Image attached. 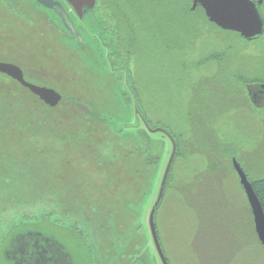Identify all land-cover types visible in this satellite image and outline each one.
<instances>
[{"label":"rangeland","instance_id":"rangeland-1","mask_svg":"<svg viewBox=\"0 0 264 264\" xmlns=\"http://www.w3.org/2000/svg\"><path fill=\"white\" fill-rule=\"evenodd\" d=\"M12 2L37 21L0 0V59L63 99L49 107L0 74V264H12L17 233L43 229L67 235V251L90 249L95 264H163L149 218L173 144L156 127L177 144L155 213L169 264H264L232 163L264 178V107L239 81L264 83V34L246 41L185 0H155L116 15L130 54L113 65L90 24L79 45L29 0Z\"/></svg>","mask_w":264,"mask_h":264},{"label":"water","instance_id":"water-1","mask_svg":"<svg viewBox=\"0 0 264 264\" xmlns=\"http://www.w3.org/2000/svg\"><path fill=\"white\" fill-rule=\"evenodd\" d=\"M41 4L45 5L47 8H55L60 14L67 13L66 9L63 7L60 1L55 0H37ZM78 12L80 16L83 15L87 10H91L95 6L96 0H67ZM262 0L258 4L252 0H193L192 9L195 10L198 6H202L205 10L207 17L217 23L220 27L226 30H234L239 32L245 39L254 40L261 37L264 34V17L260 10V5ZM67 17V19H66ZM66 14L64 16L65 25L68 30L77 38V43L79 45L84 44L85 37L83 34L75 27L71 18ZM0 74L7 76L15 81H17L22 87L26 88L34 95L39 97L45 104L49 107H56L60 104L63 99L62 93L57 89L48 85H41L29 81L26 79L23 69L11 62L1 61L0 60ZM258 88H255V87ZM249 93L253 102L259 106L263 107L264 104L261 103L264 100V83H258L249 85ZM254 90L258 91V95H254ZM77 107L84 111L85 113H91V109L86 105L77 102ZM148 128L149 125L147 124ZM153 132H162L168 135L173 143V150L171 157L168 161L164 176L162 178L160 190L158 193L157 200L150 213V228L153 236V240L156 246V249L160 255V258L163 264H169L168 259L164 253L162 245L160 243L157 229L155 225V213L165 190V185L177 152V144L175 138L164 128L156 127L149 128ZM234 167L238 173L240 184L246 194L247 200L250 205L251 212L254 218V226L258 235V238L264 248V207L263 204L256 193L252 182L249 180V177L242 167L241 163L234 158L233 159ZM51 242L48 248H45L47 252L42 254L41 260L44 263L52 264L56 254L61 250L60 246H56L50 238H46V241ZM30 241L24 240L21 241L17 250L19 252L20 258L18 264L28 263L29 261L35 259L26 254L30 252L31 246L26 243ZM28 245V246H27ZM85 255V256H84ZM83 257L86 258L84 253Z\"/></svg>","mask_w":264,"mask_h":264},{"label":"flooded vegetation","instance_id":"flooded-vegetation-1","mask_svg":"<svg viewBox=\"0 0 264 264\" xmlns=\"http://www.w3.org/2000/svg\"><path fill=\"white\" fill-rule=\"evenodd\" d=\"M21 1H24V0H21ZM29 1L32 4L31 7L34 8V9H31L33 11L34 15L39 16V15H41L40 13H45L46 15H48L47 16L48 17V23L50 25L53 23L63 38H64V33H66V34H69L70 36H72L73 38H75L77 41V38L73 34H71V32L68 30V28L65 25L64 16L67 14L69 16L68 18H71L75 27L83 34L84 37H85L86 33H89L91 31V26L95 30H98L100 32V33H98V35L97 34L94 35V36H96V37L98 36L100 38V42H99L100 46L97 47V51L102 54L103 48H105V47L111 48V52H110V54H108V56L112 58L113 65H118L119 57H129L130 52L128 50H125V49L123 50L122 46L119 45V41L120 42L122 41V39H121L122 38V32H121L120 20L116 17V15L118 16V11L116 10V7L113 5V2L115 0H96L94 8H92L91 10H87L85 13H83L82 16H80L78 14L77 10L67 0H55V1H60L62 3L63 7L66 9V12H67L66 14L65 13L60 14L55 8H47L45 5L41 4L37 0H29ZM172 1L177 3L179 8H180L181 4H180V2H178V0H172ZM252 1H254L258 4V2L260 0H252ZM151 2H155V0H150V1L145 0L143 3V6L145 4L151 3ZM185 3H186V8H189L191 11H196L198 9H202L205 13V10L202 6H198L195 10L192 9L193 0H185ZM5 4H6L7 8L12 13L18 15L19 18L26 20L31 25L36 23L35 21H37V20L35 18H33V19L30 18L28 15L29 12L26 11V9L23 8L22 6L20 7V5H18L16 3L14 4V2H12V0H5ZM143 6H142V8H140V6L137 5L136 9H143ZM144 8L146 9V7H144ZM128 9H131V8L130 7L128 8V4H126V6L124 7V10H128ZM262 9H264V0H262V3L260 5L261 12H262ZM33 13H31L30 15L33 16ZM205 15H206V13H205ZM262 15H263V12H262ZM263 17H264V15H263ZM66 19H67V17H66ZM205 19H206V22H208L210 25H212L218 31L236 33L242 39H244L246 41L252 42V41L258 40V38L254 39V40H248V39H245L239 32H236L234 30L223 29L217 23L211 21L207 17V15H206ZM52 20H54L56 23H54ZM83 22H85L86 24H90L91 26L90 25L85 26L83 24ZM129 23H131L130 20H129ZM123 26H124V24H123ZM211 35H213L214 38L219 39L217 37V34H211ZM241 52H243V51H241ZM0 60L15 63V64L19 65L17 62L12 61V60L11 61L5 60V58H1ZM19 66L23 69V67L21 65H19ZM23 71H24V69H23ZM24 74H25V71H24ZM253 84H258V83H249L248 82L245 84V88L247 90V95L250 98V101L252 102V104L254 106H256L257 108H259V106H257L253 102V99L251 98V95H250L249 90H248L249 85H253ZM255 88H258V87H255ZM254 95H258V91L254 90ZM261 103L264 104V100H262ZM234 158L235 157H232V163H233ZM233 166H234V164H233ZM234 169H235V167H234ZM235 171H236V169H235ZM236 173H237V171H236ZM237 175H238V173H237ZM248 177H249V175H248ZM250 181H251V179H250ZM243 192H244V190H243ZM244 194H245V192H244ZM245 196H246V194H245ZM51 219H52V216H51ZM56 220H52L53 223L56 225H60ZM73 226H75V225H73ZM73 226L69 229L71 230L72 233H73V231L77 232L79 230L78 227L76 226V228H74ZM65 227H68V226H65ZM255 231H256V229H255ZM256 235H257V232H256ZM72 236L73 235L71 234V237ZM46 238H50L51 241L53 239L54 242L53 241L52 242L56 246L59 245L61 248L60 252L58 254H56V257H55L52 264H88V261H90L91 264H95L94 257H92V254L90 253V251H91L90 249H89V251L86 250V253H85L86 258L83 257V254H84V253H82L83 249L82 250L78 249V247H80L79 244H77L76 253L73 252L74 249L71 252L67 251L69 248L68 243L70 241V239L67 237V235L64 236V238L66 239V242H63L62 237L60 235H58L56 232H51L48 230L44 231V229L39 230V231H27V232H26V230H23V234L17 233V237L15 239L16 242L13 241V243H12L13 244L12 253L14 255L13 260H12V264H18L17 260H19L20 255H19L17 248H18L19 244L21 243V241H24V240L30 241L29 243H26V244L31 246L30 252H28V253L26 252V254L35 258V259L29 261L28 263L24 262V264H48V263H44L41 260V257H44V256H42V254H44V253L47 254V252L45 251V248H48L49 245H51V242H49L48 240L46 241ZM71 253L74 255H72ZM76 256H77V258H76Z\"/></svg>","mask_w":264,"mask_h":264},{"label":"trees","instance_id":"trees-1","mask_svg":"<svg viewBox=\"0 0 264 264\" xmlns=\"http://www.w3.org/2000/svg\"><path fill=\"white\" fill-rule=\"evenodd\" d=\"M144 1L145 0H115L113 2V5L116 7V10L118 11V16L120 17L121 11L124 10V5L126 6V4H128V5H130L129 6L131 8L130 10H134V9L137 8V5H139L140 8H142ZM146 1H150V0H146ZM171 1L172 0H169V2H171ZM129 2H131V3H129ZM151 3H153V2H151ZM130 13L133 15V12H130ZM123 16H124V14H123ZM130 17H131V15L129 16V20H131ZM239 81L242 82L243 84L248 83V81L245 80V79H242V80H239ZM249 82L254 83L255 81H249ZM260 83H262V82L260 81ZM136 102H137V100H136ZM138 105H139V103H138ZM138 113H139L140 116L143 117L142 113H140V112H138ZM251 181H252L253 187H254L256 193L258 194V196H259V198H260V200H261V202L263 204V207H264V178L251 179Z\"/></svg>","mask_w":264,"mask_h":264}]
</instances>
